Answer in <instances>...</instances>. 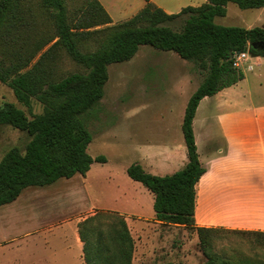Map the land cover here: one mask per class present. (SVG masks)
Instances as JSON below:
<instances>
[{"label": "trees", "instance_id": "16d2710c", "mask_svg": "<svg viewBox=\"0 0 264 264\" xmlns=\"http://www.w3.org/2000/svg\"><path fill=\"white\" fill-rule=\"evenodd\" d=\"M232 2L242 9L264 7V0H205L168 13L150 0L129 18L112 23L99 0H82L69 9L67 0H0V83L8 85L15 103L0 105V131L11 126L29 134L24 149L9 148L0 159V205L15 200L28 186L50 184L59 178L85 175L92 162L87 147L92 136L83 123L104 95L108 66L130 60L141 45L172 51L206 71L189 96L182 118L186 163L169 174H152L141 164L126 168L128 176L153 194L154 219L161 224L194 230L202 264H264V259L223 257L212 249L213 226L195 223L196 183L205 172L195 143L193 119L200 100L244 78L232 64L237 51L264 54L253 43L264 42V26L244 27L217 23ZM182 17L179 29L169 23ZM68 57L81 68L65 73ZM42 106L32 113V101ZM83 264H133V237L125 217L97 210L77 223ZM237 230V229H231ZM264 235V231H249Z\"/></svg>", "mask_w": 264, "mask_h": 264}, {"label": "rangeland", "instance_id": "374dc122", "mask_svg": "<svg viewBox=\"0 0 264 264\" xmlns=\"http://www.w3.org/2000/svg\"><path fill=\"white\" fill-rule=\"evenodd\" d=\"M81 1L67 0V5L71 9ZM99 1L112 23H116L136 13L145 0ZM204 1L173 0L172 6L164 8L168 13H176L180 10L178 4L196 6ZM215 20L248 28L264 26V7L242 9L229 2L226 14ZM182 22L180 17L169 25L179 29ZM60 67L65 73L83 69L65 56ZM240 68L244 78L222 90L228 97L220 93L219 98L225 99L218 103L215 95L204 97L193 119L199 160L220 175L246 169L243 163L231 159L232 155H240L242 140L251 139L254 149L264 141V136L257 132H240L264 131V54L255 55L247 50ZM205 73L193 61L149 45H141L128 61L110 64L102 99L91 114L81 117L92 136L88 153L92 157L102 155L105 161L92 162L85 175L75 174L50 185L24 188L13 208L15 202L1 205L0 264H63L66 247L75 260L81 254L74 242L75 219L93 212L83 211L90 207L116 210L125 217L134 241L133 264L206 261L194 230L181 225L155 224L154 218H148L154 213L148 207V198L153 200V194L126 173L132 163H139L147 172L158 175L173 173L184 166L187 158L181 128L184 109ZM6 101L15 103L31 116L28 108L16 100L11 88L0 83V105ZM41 110V104L33 100L32 113ZM29 139L27 132L3 126L0 159L13 146L24 149ZM227 157L231 160L224 159ZM219 159L220 162L214 163L213 160ZM261 159L257 157L253 166V174L258 178L264 177ZM225 170L230 172L224 173ZM51 185L68 189L53 197L30 198L43 194ZM143 197L147 199L144 211H128L131 207L136 210V202ZM195 199L196 225L223 218L202 209L199 184ZM34 228L38 230L33 233L30 230ZM211 244L213 251L223 257L264 259V235L217 226L211 233Z\"/></svg>", "mask_w": 264, "mask_h": 264}, {"label": "crops", "instance_id": "0c3cea01", "mask_svg": "<svg viewBox=\"0 0 264 264\" xmlns=\"http://www.w3.org/2000/svg\"><path fill=\"white\" fill-rule=\"evenodd\" d=\"M150 1L154 3L156 6L161 8L173 5V0H150ZM178 7H180L181 9L184 6H180L178 4ZM166 11L170 12L168 10ZM222 90L214 94L217 97L216 99L217 103L228 97L227 96L228 93H225ZM220 93L224 94V96L226 97L219 98ZM240 132L246 134H248V132L249 134L251 132H257L259 133V135L264 136V131L262 130H257V131L240 130ZM251 142H252L251 139L242 140L243 149L240 152H238L240 155L235 154L231 156L232 160H235L238 163H243V165L246 168L244 171L233 170L230 172V170H225L224 173L225 172L227 173L230 172V173H228L227 175L226 174L220 175V173H216L217 170H212L211 167H207V166L205 167V172L201 175L195 186V189L197 191V186L198 184L200 185L202 209L204 211H209L210 214L214 213L219 215V217L222 216L223 218H219L215 221H210L204 224L203 226H213V227L219 226L228 229L264 231V177L258 178L253 174V168H254L253 166L257 157L262 158L261 160L263 161L264 164V141L263 142L260 141L259 145L256 146V149L252 148ZM224 159L231 160L230 157ZM213 161L214 163L217 164L218 162H220V159ZM42 186H46V185H42ZM48 187L50 188H48V190L43 194L31 195L30 198L36 199L39 197H50L53 194L60 193L61 190L68 189L64 186L53 187V185H51ZM20 194L15 200L11 201V202H15L12 204L11 206L12 208L18 202ZM145 199L146 197L145 198L143 197L136 202V207H137L136 210L133 207H131L130 209H128V211H144V207L147 202V199L146 200ZM148 200H149L148 207L151 208L153 200H151V198L150 199L148 198ZM8 210L10 209L8 208L7 211ZM16 210H18V207L16 208ZM97 210L116 211V210H108V209L95 208V207H90L83 211H93L90 213L92 214ZM136 214L142 215L140 213H136ZM83 218H81V216H78L75 219L76 222L74 223L76 228V232L74 233V242L76 243L77 247L81 250V254H78V258L73 260L70 252L67 249L69 247H66V249H64L66 252L62 256L64 260L63 264H83L82 241L80 240L77 230V223ZM148 218L151 219L154 218V213L153 216H150ZM154 221L156 222L155 224L159 223L155 219ZM37 230H38L37 228H34L31 229L30 231L34 233Z\"/></svg>", "mask_w": 264, "mask_h": 264}, {"label": "built area", "instance_id": "2783aa9c", "mask_svg": "<svg viewBox=\"0 0 264 264\" xmlns=\"http://www.w3.org/2000/svg\"><path fill=\"white\" fill-rule=\"evenodd\" d=\"M246 57V50L237 51L232 56V64L236 67H239L240 62Z\"/></svg>", "mask_w": 264, "mask_h": 264}, {"label": "water", "instance_id": "95a60500", "mask_svg": "<svg viewBox=\"0 0 264 264\" xmlns=\"http://www.w3.org/2000/svg\"><path fill=\"white\" fill-rule=\"evenodd\" d=\"M251 46L252 47H259L260 49H262L264 51V42L259 43V44L253 43ZM255 55H259V54H255Z\"/></svg>", "mask_w": 264, "mask_h": 264}]
</instances>
